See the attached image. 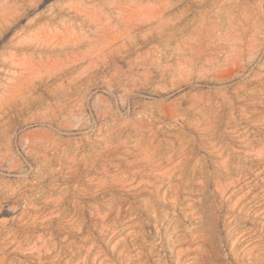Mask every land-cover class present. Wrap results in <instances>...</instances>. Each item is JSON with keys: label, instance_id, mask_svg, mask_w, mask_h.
I'll return each mask as SVG.
<instances>
[{"label": "rangeland", "instance_id": "1", "mask_svg": "<svg viewBox=\"0 0 264 264\" xmlns=\"http://www.w3.org/2000/svg\"><path fill=\"white\" fill-rule=\"evenodd\" d=\"M115 224L264 264V0H0V264H124Z\"/></svg>", "mask_w": 264, "mask_h": 264}, {"label": "bare ground", "instance_id": "2", "mask_svg": "<svg viewBox=\"0 0 264 264\" xmlns=\"http://www.w3.org/2000/svg\"><path fill=\"white\" fill-rule=\"evenodd\" d=\"M117 224H115V232L114 234H117V237H120V240H117L115 244H111L112 237L108 236L105 239V243L107 244V248L111 249L109 246H112L113 249L111 251L114 252L115 256L120 257L118 260L120 263L124 264H152L155 256H156V250H154V246L151 245L150 248L146 246V241H145V236L143 234H140L139 231H124L123 229H117L116 227ZM200 226H198L199 228ZM261 228V227H260ZM203 229V228H202ZM227 230V228H226ZM263 231V230H261ZM208 232V231H206ZM219 232V231H218ZM123 233H125V236H123ZM210 234V233H209ZM208 235V234H207ZM222 236V235H221ZM199 238H206L205 234H201L198 236ZM209 239V238H208ZM183 238H178L176 241L174 247L171 248L172 250L177 251V264H202L200 262V259H207L208 255L205 254H200L198 256H195L193 258L189 257L191 250L190 249H182V248H177V245H184L185 243L183 242ZM241 241V238H236V242ZM148 245V243H147ZM250 249V248H249ZM209 251V261L207 263L204 262V264H213V255L215 254L213 250L210 248L207 249ZM247 248L243 250V253L246 254L248 253ZM102 252V251H101ZM262 253L264 254V246L261 248L260 246H256V251L253 254V256ZM106 257V259L110 262V264H113V260L109 257H107L106 254H102ZM154 264V263H153ZM156 264H161L160 262Z\"/></svg>", "mask_w": 264, "mask_h": 264}]
</instances>
